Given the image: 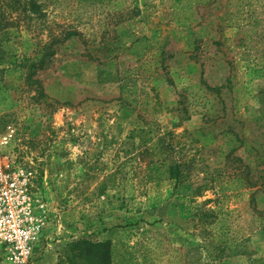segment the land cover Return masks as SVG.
Segmentation results:
<instances>
[{
  "label": "rangeland",
  "instance_id": "obj_1",
  "mask_svg": "<svg viewBox=\"0 0 264 264\" xmlns=\"http://www.w3.org/2000/svg\"><path fill=\"white\" fill-rule=\"evenodd\" d=\"M201 1L178 26L174 0H0V186L21 188L0 239H37L0 264H68L81 239L264 264V0Z\"/></svg>",
  "mask_w": 264,
  "mask_h": 264
},
{
  "label": "trees",
  "instance_id": "obj_2",
  "mask_svg": "<svg viewBox=\"0 0 264 264\" xmlns=\"http://www.w3.org/2000/svg\"><path fill=\"white\" fill-rule=\"evenodd\" d=\"M200 0H174V22L178 26H185L188 23L196 21V15L194 14V9L192 8L195 2ZM207 1L202 0L201 3H206ZM234 5H246L248 4L245 0H237ZM54 51L50 50L46 53V57L51 56ZM43 59L41 60V62ZM212 89L211 87H207ZM188 118V117H187ZM234 140V139H233ZM232 141V140H230ZM237 141L242 143L240 139L237 138ZM232 154V151L226 154V157L229 158ZM235 158L232 156L231 159ZM238 157L235 158V160ZM162 162V161H161ZM160 162V164H161ZM163 165V163H162ZM154 169L157 172H160V168L158 165H153ZM180 171V163H170L166 172L168 176H174L179 174ZM208 199L207 201H210ZM209 215L213 216V209H209ZM212 222V221H210ZM67 254L68 264H121L123 262L132 263L133 256L129 252H122L119 257L114 254V243L111 239H107L105 241H89V240H76L68 243L67 245ZM126 248L132 249L131 246H127ZM140 264H150L146 261V258L141 257Z\"/></svg>",
  "mask_w": 264,
  "mask_h": 264
},
{
  "label": "built area",
  "instance_id": "obj_3",
  "mask_svg": "<svg viewBox=\"0 0 264 264\" xmlns=\"http://www.w3.org/2000/svg\"><path fill=\"white\" fill-rule=\"evenodd\" d=\"M19 193H21V188L15 181H10L8 185L0 186V225L2 227L7 225L10 219L14 222V213L9 204L8 196ZM8 227L6 239H0V241L3 244H7L15 255L24 261L31 252L33 242L37 239H31V228L29 227L19 226L15 228L9 224Z\"/></svg>",
  "mask_w": 264,
  "mask_h": 264
}]
</instances>
